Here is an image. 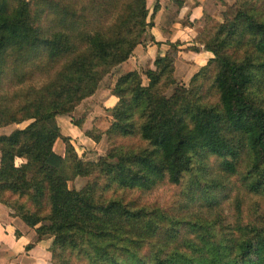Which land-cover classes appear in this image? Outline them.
Masks as SVG:
<instances>
[{
	"label": "trees",
	"instance_id": "1",
	"mask_svg": "<svg viewBox=\"0 0 264 264\" xmlns=\"http://www.w3.org/2000/svg\"><path fill=\"white\" fill-rule=\"evenodd\" d=\"M221 3L222 20L203 14L195 41L212 56L189 85L174 78L179 42L118 75L110 124L85 129L107 135L105 153L84 159L56 115L140 43L146 0H0V125L29 120L0 134V201L52 236L51 264H264V210L253 214L257 196L264 209V106L248 94L264 75V0ZM77 175L86 182L70 187ZM162 184L177 188L171 203L143 197ZM228 200L233 233L214 210Z\"/></svg>",
	"mask_w": 264,
	"mask_h": 264
},
{
	"label": "crops",
	"instance_id": "2",
	"mask_svg": "<svg viewBox=\"0 0 264 264\" xmlns=\"http://www.w3.org/2000/svg\"><path fill=\"white\" fill-rule=\"evenodd\" d=\"M157 1L159 7L154 12L153 23L150 26L151 40L135 45L129 57L114 66L113 75L107 86L99 87L94 93L83 98L70 114L56 115V121L62 134L69 136L77 151L81 148L78 151L79 155L95 144V140L85 133V129L93 125L104 128L102 120L109 122L111 119L107 108L117 101L112 88L118 75L132 69L141 70L142 67H153L154 58L158 54H163L170 43L179 42L174 73L179 74L183 80L190 77L212 56L209 50L195 41V36L198 32V22L204 12H210L214 19L222 20L221 0H178L180 3L176 0ZM210 3L215 6H208ZM193 44H196L198 49H192ZM145 79L147 81L143 75V80ZM82 105L86 108L79 112L78 109ZM82 115L81 126L72 121V118H80ZM9 132L1 130L0 134ZM53 150L64 156L65 143L60 137L54 140ZM28 243L32 245L27 247ZM47 247L48 238L45 236L38 238L33 227L27 225L20 217L11 215L8 207L0 201V264H49L51 256Z\"/></svg>",
	"mask_w": 264,
	"mask_h": 264
},
{
	"label": "rangeland",
	"instance_id": "3",
	"mask_svg": "<svg viewBox=\"0 0 264 264\" xmlns=\"http://www.w3.org/2000/svg\"><path fill=\"white\" fill-rule=\"evenodd\" d=\"M30 1L33 2L34 0H30ZM154 1L155 0H152V2H151V0H146V4H149V6H147L149 9V15L147 16V21H149L151 23L146 27L145 31L142 33L141 38H140V43H146V42H149L151 40L150 26L153 23L152 18L154 15V13H152L151 10H152V6H153ZM208 6L212 7L215 5L213 3H210ZM224 8H225V6L223 5V9L221 10V12L224 10ZM209 14H210V12H209ZM204 20H205V18H201V20L198 22L199 25H198V32L197 33L199 35L204 32ZM113 68L114 67L110 68L109 72H107L101 78L99 85H98V88L99 87L103 88L109 84V80L113 75V71H112ZM143 68H145V67H142V69ZM254 74H255L254 79L248 87V94L256 102H258L259 104L264 106V75H261V72L258 73L257 71H255ZM191 76L187 77L185 80H183L182 78H180L179 74L175 75V73H174V78H175L176 82L179 84H184L186 86L189 85ZM143 82L145 83L146 79H145V81L143 80ZM173 87H174V85H171L170 87H168L167 92H170L173 89ZM85 104H83V105H85ZM83 105H82V107H80L78 109L79 112H82L84 110V108H86ZM108 113H109V111H108ZM28 121L29 120H25V121H22L20 123L11 122L9 124L0 125V128H2L1 129L2 131H4V130L5 131H11L16 127H23ZM107 121L105 119H103L101 122L102 125H104V129L110 124V121L109 122H107ZM233 140L238 141V136L234 135ZM107 145H108L107 144V135L105 133H102L100 139L98 141H95V144H93L92 147H90L88 150H85L81 157L84 159H96L98 157V155L105 153ZM80 150H81V148H78V151H80ZM78 151H77V153H78ZM19 160L20 159L17 158V161H19ZM86 180L87 179L85 176L77 175V176L73 177L72 179L68 180V185L70 187L80 188L86 182ZM231 180L234 181V178L232 177ZM176 189L177 188L172 186V185L162 184V185H159L156 188L144 193L143 197L149 201H158V202H163V204H169V203H171V201L174 198H177V190ZM250 202H253V200H250ZM259 202H260V199L257 196V206H256L257 208L255 206L253 207V209H254L253 214H255L257 212V220L261 221L260 218L263 215L264 209H263V205ZM244 204H243V208H244V214H245V207L247 206L248 203L245 205ZM234 208H235V202H231L230 200L224 201L222 204H219L218 206L214 207V210L220 211L221 216H222L221 220L225 226L224 229L228 233L234 232L233 222H234V219L236 218V214H237L236 210ZM241 216H242V219H244V216L242 214H241ZM45 237L48 238V245H49L51 240H52V236L51 235H45ZM50 256H51V254H50ZM49 264H51V263L49 262Z\"/></svg>",
	"mask_w": 264,
	"mask_h": 264
}]
</instances>
